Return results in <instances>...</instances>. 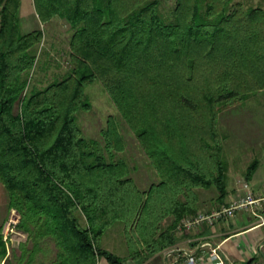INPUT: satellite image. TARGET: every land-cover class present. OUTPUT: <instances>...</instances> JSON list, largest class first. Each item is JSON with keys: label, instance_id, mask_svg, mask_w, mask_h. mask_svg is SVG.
<instances>
[{"label": "trees", "instance_id": "1", "mask_svg": "<svg viewBox=\"0 0 264 264\" xmlns=\"http://www.w3.org/2000/svg\"><path fill=\"white\" fill-rule=\"evenodd\" d=\"M34 5L43 24L58 17L69 25L70 69L28 91L44 33L22 31V0H0V183L28 236L13 264H125L101 247L116 222L126 224L133 259L163 261L186 237L181 222L203 212L200 191L216 192L221 204L230 194L219 117L264 91V9L175 0L166 19L161 0ZM95 81L160 177L146 191L120 155L126 141L115 121L101 141L77 124ZM6 254L0 227V261Z\"/></svg>", "mask_w": 264, "mask_h": 264}, {"label": "rangeland", "instance_id": "2", "mask_svg": "<svg viewBox=\"0 0 264 264\" xmlns=\"http://www.w3.org/2000/svg\"><path fill=\"white\" fill-rule=\"evenodd\" d=\"M234 1L242 2L245 9L255 7L264 9V0ZM174 6L175 0H161V12L166 19L171 18ZM32 12H34L33 0H22L20 17L28 16ZM40 27L44 33V39L37 50L36 67L28 76V91L33 87L44 88L51 82L62 79L70 69L69 41L72 31L69 25L64 26V23L57 24V21H49ZM85 99L90 103V108L77 113V124L84 136L101 141V133L112 119L126 141V150L120 155L131 168V176L137 186L146 191L153 183L159 182L160 177L157 171L140 148L134 132L124 121L100 81H95L85 88ZM219 130L224 146L223 160L227 167V186L231 193H235L243 182L256 180L264 184V91L225 108L219 117ZM255 161H258V167L248 179L249 167ZM216 197L217 194L214 191L201 190V210L211 212L228 205L229 195L222 204L216 201ZM16 211L14 208H9L7 193L0 183V227L2 240L7 250L5 260L0 261V264H13V252L28 239L27 234L18 229L21 217L20 215L17 217ZM82 221L85 223L83 217ZM171 222L172 218L167 219L164 227ZM125 225L123 222L113 224L102 237L101 247L117 257L128 259L125 264H163L162 259L151 258L152 256L139 260L130 256L131 250ZM23 234L26 235L25 238L22 237Z\"/></svg>", "mask_w": 264, "mask_h": 264}, {"label": "crops", "instance_id": "3", "mask_svg": "<svg viewBox=\"0 0 264 264\" xmlns=\"http://www.w3.org/2000/svg\"><path fill=\"white\" fill-rule=\"evenodd\" d=\"M33 6L34 12L28 16L20 17L21 28L24 33L41 29L40 26L43 24L37 15L34 0ZM51 21L66 25L58 17ZM248 183L250 191L256 198H264V184L261 181L252 180ZM229 191L228 205L245 195L242 186L238 187L233 194L230 189ZM191 237L206 239L214 245L221 244L222 251L227 258L226 264H264V201L260 206L237 211L233 218L219 222L213 228L204 226L201 230L192 232ZM99 264L109 263L104 259L100 260Z\"/></svg>", "mask_w": 264, "mask_h": 264}, {"label": "built area", "instance_id": "4", "mask_svg": "<svg viewBox=\"0 0 264 264\" xmlns=\"http://www.w3.org/2000/svg\"><path fill=\"white\" fill-rule=\"evenodd\" d=\"M1 25L2 17L0 13V27ZM241 185L245 191L243 197L235 199L230 205L221 209L212 212H200L197 216L181 222L178 229L186 237L184 240L182 239L184 242L180 241L175 246L169 247L161 253L165 264H226L227 258L222 251L221 244L214 245L206 239L191 237V234L196 230H201L204 226L213 228L217 223L233 218L239 210L260 206L264 198H256L250 191L248 182H243ZM16 212L18 213L17 217H19V212ZM22 237L25 238L26 235L23 234Z\"/></svg>", "mask_w": 264, "mask_h": 264}]
</instances>
